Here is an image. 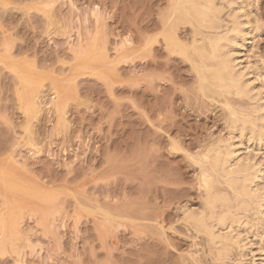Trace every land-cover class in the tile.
<instances>
[{
    "label": "rangeland",
    "instance_id": "1",
    "mask_svg": "<svg viewBox=\"0 0 264 264\" xmlns=\"http://www.w3.org/2000/svg\"><path fill=\"white\" fill-rule=\"evenodd\" d=\"M241 1L264 97V0ZM172 4L0 0V264H218L183 212L206 196L195 161L229 140L225 103L246 101L201 91L166 47ZM263 225L224 264H264Z\"/></svg>",
    "mask_w": 264,
    "mask_h": 264
},
{
    "label": "bare ground",
    "instance_id": "2",
    "mask_svg": "<svg viewBox=\"0 0 264 264\" xmlns=\"http://www.w3.org/2000/svg\"><path fill=\"white\" fill-rule=\"evenodd\" d=\"M168 15L165 45L192 64L200 90L211 97L246 101V106L225 103L229 140L215 143L195 161L202 170L206 196L197 214L183 212L206 236L215 261L224 264L233 246L248 251L247 231H257L264 224V163L240 154L244 142L258 150L264 147V97L251 78L254 70L241 59L251 27L241 0H173ZM179 24L191 29L190 42L178 39ZM217 184L224 189L212 191Z\"/></svg>",
    "mask_w": 264,
    "mask_h": 264
}]
</instances>
